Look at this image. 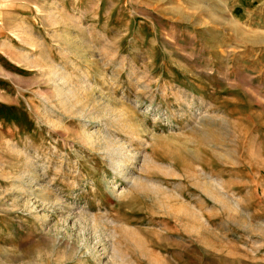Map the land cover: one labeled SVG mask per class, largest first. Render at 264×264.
<instances>
[{
  "label": "rangeland",
  "instance_id": "374dc122",
  "mask_svg": "<svg viewBox=\"0 0 264 264\" xmlns=\"http://www.w3.org/2000/svg\"><path fill=\"white\" fill-rule=\"evenodd\" d=\"M28 262L264 264V0H0V264Z\"/></svg>",
  "mask_w": 264,
  "mask_h": 264
},
{
  "label": "bare ground",
  "instance_id": "6f19581e",
  "mask_svg": "<svg viewBox=\"0 0 264 264\" xmlns=\"http://www.w3.org/2000/svg\"><path fill=\"white\" fill-rule=\"evenodd\" d=\"M121 152H122V150H121ZM127 154V153H126ZM125 155V154H124ZM123 155V156H124ZM121 156V155H120ZM125 161V160H124ZM123 160H122V162H124ZM122 162H118V163H116L115 165H116V167L117 168H119V169H122V166H123V164H122ZM114 165V166H115ZM113 166V165H112ZM112 168H115V167H112ZM119 171V170H118ZM121 173V172H120ZM122 175H124V174H122ZM136 180V179H135ZM135 182V181H134ZM27 264H33L32 262H28Z\"/></svg>",
  "mask_w": 264,
  "mask_h": 264
}]
</instances>
